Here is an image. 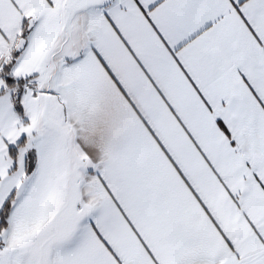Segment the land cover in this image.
<instances>
[{
    "label": "snow or ice",
    "instance_id": "6c2138e0",
    "mask_svg": "<svg viewBox=\"0 0 264 264\" xmlns=\"http://www.w3.org/2000/svg\"><path fill=\"white\" fill-rule=\"evenodd\" d=\"M0 264H264V0H0Z\"/></svg>",
    "mask_w": 264,
    "mask_h": 264
}]
</instances>
